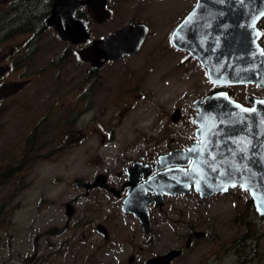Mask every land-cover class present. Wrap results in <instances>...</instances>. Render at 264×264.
<instances>
[{
  "label": "rangeland",
  "instance_id": "obj_1",
  "mask_svg": "<svg viewBox=\"0 0 264 264\" xmlns=\"http://www.w3.org/2000/svg\"><path fill=\"white\" fill-rule=\"evenodd\" d=\"M14 1L0 0V27L18 21L19 13H33L23 6L16 8ZM194 2L111 0L114 12L104 23L88 19L92 39L136 20L148 24L150 32L139 52L102 66L100 78L91 82L85 81L86 61L73 55L53 28L46 27L34 40L32 34L21 31L24 19L16 31L0 35V172L10 167L12 160L11 168L19 170L0 185V264H86L87 256L93 253L91 246H62L66 236L48 234L50 226H63L64 202L80 192L73 180L92 170L99 156L111 157L125 149L146 150L149 144L160 149L164 128L177 131L182 142L193 135L192 101L208 94L212 84L197 60L175 49L170 33ZM169 12L175 15L167 16ZM24 45L32 48L17 55ZM23 55L29 57L28 65ZM14 82L23 85L16 89L11 87ZM240 89L230 87L237 96ZM174 108L180 110L183 119L173 126L167 118ZM107 130L113 131L114 137L104 144L101 134ZM31 131H36L33 135L38 145L34 137L30 138ZM150 138L159 143H151ZM247 198V193L236 189L208 199L209 209L198 207L194 212L181 213L177 207L170 219L180 230L190 223V217L209 218L218 231L224 229L226 221L225 231L233 232L237 225L230 219L246 209ZM93 205L92 198H84L77 210L92 211ZM106 205L101 203V215ZM131 222L134 229L137 224ZM261 228L264 230V220ZM91 238L93 242L99 236ZM165 247L157 246L149 255L167 250ZM111 250L104 260L100 256V264H114L120 250ZM132 252L125 250V255Z\"/></svg>",
  "mask_w": 264,
  "mask_h": 264
},
{
  "label": "water",
  "instance_id": "obj_2",
  "mask_svg": "<svg viewBox=\"0 0 264 264\" xmlns=\"http://www.w3.org/2000/svg\"><path fill=\"white\" fill-rule=\"evenodd\" d=\"M52 2L44 22L53 27L60 38L73 44L91 39L84 21L76 17L80 7L85 6L97 23L110 15L105 8L107 0ZM251 15L255 25L264 15V0H197L194 9L174 29L171 42L195 57L207 69L208 81L216 86L252 83L264 87V49L258 43L260 34L255 26L254 31H248L244 21V17L247 19ZM235 30L243 31L232 32ZM148 33L149 28L144 23L123 26L102 38L91 39L90 44L78 50L79 58L94 67L106 61H118L137 53ZM254 102V106L246 107L223 91L195 99L196 139L186 149L163 155L158 162L160 168L187 164L189 168H167L152 179L149 186L173 194L187 193L193 187L201 196L239 186L248 191L256 209L263 214L264 100ZM172 118H180L179 109ZM85 185L89 189L98 182ZM131 189L133 192L126 202L134 205L138 191L135 185ZM144 205L143 214H138L133 207L127 210L139 215L147 229L149 217ZM176 254L172 250L157 255L147 264H170Z\"/></svg>",
  "mask_w": 264,
  "mask_h": 264
},
{
  "label": "flooded vegetation",
  "instance_id": "obj_3",
  "mask_svg": "<svg viewBox=\"0 0 264 264\" xmlns=\"http://www.w3.org/2000/svg\"><path fill=\"white\" fill-rule=\"evenodd\" d=\"M110 1L111 0H107V5L105 7L110 14L109 17L114 12L110 7ZM196 3L197 0H195L193 6L184 14L171 31L170 42L174 29L194 9ZM52 4V0L14 1V6L16 8L19 9L23 6L27 11L33 12L28 15L19 13L18 21H20V23L26 19L25 23L32 24V22L28 20L29 18L36 17L38 14L43 15L42 22L45 27L40 35H37L39 37L44 32L45 28L49 27L45 24L44 19L50 12ZM253 8H255V6H253ZM170 14L175 15V13L169 12L167 16ZM76 17L84 21L90 34L91 30L89 28L88 19L98 24L94 18L88 14L85 6L78 9ZM253 18V15L247 19L244 17V21H246V26L248 27L246 29L248 31H254L253 27L255 26L257 29L256 31L260 34L258 43L264 49V15L256 21L255 25H253ZM105 20L101 23H104ZM38 21L41 22V20ZM135 23L146 24L143 21L136 20L129 21L123 26ZM146 25L148 26V24ZM246 26H243V30ZM243 30H235L232 32ZM106 35L108 34L104 36ZM35 36L36 35L32 34V39L35 40ZM104 36L97 38H102ZM148 36L149 33L147 37ZM91 39L82 44H73L70 41L62 40L68 43L67 48H70L71 53L74 55L78 54L80 48L90 44ZM30 46L31 45L25 47L24 45V49L19 51L17 55L25 51L26 48L31 49L32 47L30 48ZM175 49L186 52L191 60H197L188 51L176 47ZM23 62L25 65H28L29 57L27 55L24 56ZM197 62L199 61L197 60ZM86 63L88 67L85 71V81L91 82L98 77L100 78V69L102 66L114 62L106 61L100 67H94L89 62ZM199 65L201 64L199 63ZM201 66L205 69L207 74V69L203 65ZM22 85L23 83L14 82V84H11V87L13 86L17 89ZM231 86L241 87L238 96L230 90ZM5 88L7 90L9 89L8 87ZM82 90L86 93L85 86H83ZM218 91L226 92L230 98L246 107L254 106V100H264V87L252 83L229 86H216L212 84L211 90L206 95H211ZM84 95L85 94H83V96ZM89 96H92V94ZM195 99L197 98H194V100ZM177 109L178 108H174L173 114L170 116L171 118H167L169 123L173 126L179 120L181 121L183 119L178 118L177 121L172 118ZM46 117L48 118V116ZM78 118H80V116ZM192 122L194 124L193 135L190 134L189 138H185L183 142L179 139L177 131L167 132L168 128H164L160 136L163 147L160 149L149 144L146 150H143L144 147L137 148L134 152L125 149V151L116 152L111 157L99 156L92 170H87L84 177H78L73 180V185L80 190V192L64 202L63 214L65 220L63 221V226L60 228L56 225L50 226L48 228V234L52 236H66L62 240V246H91L93 248V253L87 256L86 264H100V256L102 260H104V258L110 255V251L113 252L111 250L112 248L114 251L120 250V255L115 254L114 264H137V261L140 262V264H147L149 259L157 255L166 254L172 250L176 251L177 254L171 259L170 264H264V230L261 228V223L264 220V213L262 214L256 209L254 201L248 191L237 186L229 188L226 192H216L210 196H201L193 187H191L190 191L187 193L178 192L173 194L162 192L161 188H154L152 186L151 188L149 186L150 181L167 168H189V164L182 166L170 165L160 168L158 167V162L163 155H167L175 150L186 149L191 142L196 139V124L194 118H192ZM30 133H36V131H31ZM113 137V131L107 130V132L101 134L100 142L104 144L108 143ZM150 142L153 144L159 143L158 140L153 138ZM77 180L81 182L76 183ZM94 182H98V185L89 189L85 185L93 184ZM134 185L137 187L138 195L135 204L131 205L130 202H126V200L131 192H133L131 188ZM236 189L248 194V198L244 203V207H246L247 210H239L234 218L230 219L233 224L237 225L236 231H225L228 227L226 221H224V229L218 231V228L212 227L211 222L208 220L209 218H202L200 220V217H190V223L183 224V230H180L177 226L173 227L176 223L175 220L170 219V213L174 211L176 213L177 207H181L182 210H179L181 213H184L186 210L190 212L193 210L194 212L198 207L200 209H205L206 207L208 208L206 205L208 199L223 195L226 196ZM84 198L93 199L95 206L93 205L92 211L87 210L86 212H80L77 210L78 202ZM239 198H242V196H239ZM102 202L107 203L108 205L106 206L108 207H105L106 212L103 211L104 214L101 215L100 206ZM144 203L146 204L149 217V226H146L147 229L144 228L139 215L137 216L136 213L127 210L128 207H133L137 210L138 214H143L145 208ZM114 205L116 206L114 207ZM78 214H80V216H78ZM131 220H135L137 224L136 227L134 226V229L132 225L129 224L132 223ZM109 221H112V223ZM120 226H123L124 229H120ZM167 228L170 229V232H166ZM93 235H98L99 239H95L93 242L90 241ZM157 246H166L165 248L167 250L149 255V250H156ZM203 249H205V251H203ZM125 250H131L133 252L125 255ZM122 251L124 252L121 253ZM79 256L80 254H78L75 259L78 260Z\"/></svg>",
  "mask_w": 264,
  "mask_h": 264
},
{
  "label": "trees",
  "instance_id": "obj_4",
  "mask_svg": "<svg viewBox=\"0 0 264 264\" xmlns=\"http://www.w3.org/2000/svg\"><path fill=\"white\" fill-rule=\"evenodd\" d=\"M42 2V1H41ZM19 18V17H18ZM42 18H43V15H40V14H38V15H36V17H32V18H29L28 20L30 21V22H32V24L30 25V26H28L29 24H27V23H24V24H20V25H23V28L21 29V31L22 32H27V33H30V34H34V35H40V33L42 32V30H43V28L45 27L44 26V24H43V22H42ZM38 20H41V22L40 21H38ZM5 23V22H4ZM18 23H20V21H16V22H8L7 24H5V25H3V26H1L0 27V35H3V34H5V33H10V32H12V31H16V25L18 24ZM5 26V27H4ZM19 26V25H18ZM35 38V37H34ZM76 56H77V58L80 60V58H79V56H78V54H75ZM59 60H61V58L60 59H58V61ZM35 135V133H31L30 134V138H32V137H34L35 138V143H36V145H38L37 144V137H35L34 135ZM33 144V143H32ZM32 150H34V148L32 149ZM36 152H38V150L36 149ZM30 154H32V152L30 151ZM29 155V154H28ZM33 156V158H35V159H37L38 158V156H36L35 154H33L32 155ZM25 158H27L28 160L31 158V155L30 156H27L26 155V157ZM20 162H22V163H24V160H22V161H20ZM11 163H14V161L12 160V162ZM10 163V167H8V168H5L2 172H0V185H2V184H4L5 182H7L11 177H12V175H14V174H17L18 172H19V170L18 169H15V168H11V164Z\"/></svg>",
  "mask_w": 264,
  "mask_h": 264
},
{
  "label": "snow or ice",
  "instance_id": "obj_5",
  "mask_svg": "<svg viewBox=\"0 0 264 264\" xmlns=\"http://www.w3.org/2000/svg\"><path fill=\"white\" fill-rule=\"evenodd\" d=\"M189 19H191V17H189ZM186 23H187V21H185ZM245 111H247L246 109H245ZM189 151H196V149H190Z\"/></svg>",
  "mask_w": 264,
  "mask_h": 264
}]
</instances>
